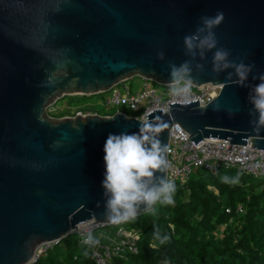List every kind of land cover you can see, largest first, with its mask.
Here are the masks:
<instances>
[{
  "label": "water",
  "instance_id": "1",
  "mask_svg": "<svg viewBox=\"0 0 264 264\" xmlns=\"http://www.w3.org/2000/svg\"><path fill=\"white\" fill-rule=\"evenodd\" d=\"M217 13L216 47L187 49L184 38ZM217 49L252 66L244 85L233 68L213 71ZM185 61L192 86L221 89L205 107L172 103L148 114L167 125L162 143L179 126L194 145L217 138L264 151V125L249 102L264 74V0H0V264H27L40 245L87 221L124 224L106 222L103 149L109 134L138 132L142 121L53 119L46 109L135 77L170 85V65Z\"/></svg>",
  "mask_w": 264,
  "mask_h": 264
},
{
  "label": "trees",
  "instance_id": "2",
  "mask_svg": "<svg viewBox=\"0 0 264 264\" xmlns=\"http://www.w3.org/2000/svg\"><path fill=\"white\" fill-rule=\"evenodd\" d=\"M224 176H239V182L225 183ZM174 200L173 205L158 202L135 220L111 227L132 229L139 236L136 253L116 254L111 264H264L263 180L236 170H196L187 188L176 184ZM156 228L169 237L167 243L154 239ZM35 264L94 262L77 236L68 235Z\"/></svg>",
  "mask_w": 264,
  "mask_h": 264
},
{
  "label": "built area",
  "instance_id": "3",
  "mask_svg": "<svg viewBox=\"0 0 264 264\" xmlns=\"http://www.w3.org/2000/svg\"><path fill=\"white\" fill-rule=\"evenodd\" d=\"M130 85L128 86L124 81L104 93L64 96L49 106L46 113L48 109L58 111V118H54L57 115L51 117L47 114L53 119L74 118L77 116L111 117L116 113L124 114L119 109L124 107L133 113V118L143 121L151 112L158 110L162 114L167 113L170 109L168 105L172 103L186 105V103L197 101L199 107H205L218 96L221 89L220 86L212 84H204L198 87L191 86L187 98L181 99L171 94L170 85H159L140 77L132 78ZM156 85L159 87H156ZM77 97L90 98V106L101 105L102 108L83 110L70 107L66 103L62 104L68 98L77 99ZM189 139L191 137L179 126H174L170 131L169 151L167 152L169 166L166 177L174 181L175 185L187 188V183L196 170H203L210 174H216L220 169L236 170L241 174L264 181V151L254 149L250 143L243 146L230 144V141L227 140L208 138L194 145ZM237 211L242 213V207L239 206ZM93 223L95 221L91 220L77 225L73 229V234L77 236L80 243L85 245L82 242L85 237V230L90 228L93 235L99 240V244L95 247L85 245L91 251V259L94 264H111L116 254L126 250L132 254L136 253V243L139 239L136 231L122 227L113 231L104 224ZM103 229H107L106 232H111L114 241L108 242L106 236H103L102 232L99 233ZM57 243L49 242L40 245L27 264H35L46 251Z\"/></svg>",
  "mask_w": 264,
  "mask_h": 264
},
{
  "label": "clouds",
  "instance_id": "4",
  "mask_svg": "<svg viewBox=\"0 0 264 264\" xmlns=\"http://www.w3.org/2000/svg\"><path fill=\"white\" fill-rule=\"evenodd\" d=\"M222 21L223 13H217L214 17H202L203 27L198 28L196 34L184 38L186 48H215L216 40L212 29ZM201 33L204 35L201 36ZM200 55L203 56L204 52L201 51ZM228 56L226 50L217 49L213 54V71L218 73L233 68L238 83L244 85L252 66L234 64L228 60ZM160 58H163L162 54ZM197 68L202 70L203 66L198 64ZM191 73L189 61L179 67L170 65V92L174 97L187 98L193 83ZM259 80L260 83L251 89L249 102L258 113L259 124L264 125V74L259 76ZM165 127L167 125L163 121L154 122L145 117L138 132L108 135L103 149L105 174L101 183L107 223L118 225L135 220L140 211L152 210L158 202L165 205L175 203V182L162 175L169 166L166 160L169 149L160 139V133ZM222 180L235 184L239 182V176H224ZM153 236L161 245L169 239L159 228L154 230ZM82 242L90 247L99 244L90 228L85 230Z\"/></svg>",
  "mask_w": 264,
  "mask_h": 264
},
{
  "label": "rangeland",
  "instance_id": "5",
  "mask_svg": "<svg viewBox=\"0 0 264 264\" xmlns=\"http://www.w3.org/2000/svg\"><path fill=\"white\" fill-rule=\"evenodd\" d=\"M136 78V77H135ZM131 82H132V79H129V80H127L126 81V83H127V85L128 86H131L130 84H131ZM156 87H159L158 85H156ZM195 89V88H194ZM90 98H87V97H84V98H82V97H77V99H67L66 101L64 100V102H62V104L63 103H66V104H68V105H70V107H74V108H79V109H83V110H88V109H90V110H94V109H99V108H102V106L100 105H98V106H95V107H92V106H90ZM63 101V100H62ZM126 116H130V115H132V112L131 111H129L128 109H126V108H124V107H121V108H119ZM57 112L58 111H55V110H53V109H48V111H47V114L49 115V116H51V117H54L53 115H57ZM58 116L59 115H57V116H55L54 118H58ZM60 118V117H59ZM62 118V117H61ZM106 231H107V229L105 230V229H103V230H100L99 231V233H101V232H104V233H106Z\"/></svg>",
  "mask_w": 264,
  "mask_h": 264
},
{
  "label": "crops",
  "instance_id": "6",
  "mask_svg": "<svg viewBox=\"0 0 264 264\" xmlns=\"http://www.w3.org/2000/svg\"><path fill=\"white\" fill-rule=\"evenodd\" d=\"M101 234H104L103 236H106V240L108 239V242H112V241H114V239H112V235H111V232L109 233V232H106V233H104V232H102Z\"/></svg>",
  "mask_w": 264,
  "mask_h": 264
}]
</instances>
